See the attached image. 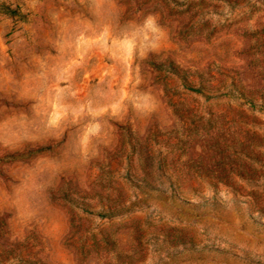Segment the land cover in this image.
<instances>
[{"label":"rangeland","instance_id":"obj_1","mask_svg":"<svg viewBox=\"0 0 264 264\" xmlns=\"http://www.w3.org/2000/svg\"><path fill=\"white\" fill-rule=\"evenodd\" d=\"M0 264H264V0H0Z\"/></svg>","mask_w":264,"mask_h":264},{"label":"trees","instance_id":"obj_2","mask_svg":"<svg viewBox=\"0 0 264 264\" xmlns=\"http://www.w3.org/2000/svg\"><path fill=\"white\" fill-rule=\"evenodd\" d=\"M3 8L6 10V12L11 13V14H14V13L17 14V12H18V11H16V9H13V8L6 6V5H4Z\"/></svg>","mask_w":264,"mask_h":264}]
</instances>
